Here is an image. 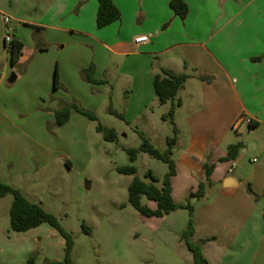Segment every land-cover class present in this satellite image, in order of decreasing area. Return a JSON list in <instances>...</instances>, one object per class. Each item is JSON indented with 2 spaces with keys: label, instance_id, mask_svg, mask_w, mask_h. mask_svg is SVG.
Wrapping results in <instances>:
<instances>
[{
  "label": "crops",
  "instance_id": "1",
  "mask_svg": "<svg viewBox=\"0 0 264 264\" xmlns=\"http://www.w3.org/2000/svg\"><path fill=\"white\" fill-rule=\"evenodd\" d=\"M169 1L114 0L120 19L97 29V0H0L13 39L23 44L11 67L0 19V183L42 206L29 183L41 167L58 162V149L44 143L51 141L46 126L53 125L58 105L86 96L95 101L97 93L101 102V94L117 87L127 117L148 121L158 106L170 108L157 101L154 75L160 69L183 73L188 78L173 117L178 135L171 179L179 207L167 216L180 214L182 232L192 221L195 240H212L203 250L207 264H264V0H183L184 19ZM139 35H150V42L137 47ZM53 44L59 57L48 55ZM91 65L94 78L105 83L84 80ZM236 143V158L220 161ZM204 165L214 166L211 186L190 201V213L183 205L206 182ZM58 242L47 224L17 233L9 215L0 220V264H24L36 250L44 259L35 264L61 261L63 239Z\"/></svg>",
  "mask_w": 264,
  "mask_h": 264
},
{
  "label": "rangeland",
  "instance_id": "2",
  "mask_svg": "<svg viewBox=\"0 0 264 264\" xmlns=\"http://www.w3.org/2000/svg\"><path fill=\"white\" fill-rule=\"evenodd\" d=\"M2 35L0 27V51H3ZM51 48L49 57L56 56L57 52L59 57L60 47L53 44ZM79 98L69 103L94 114L97 121L72 112L73 119L63 128H57L54 123L46 126L51 141L44 143L58 149V162L41 167L29 183L32 198L40 200L41 207L56 216L60 226L71 233L74 264H193L192 255L182 240L189 220L182 232L180 214L163 218H146L139 214L128 202L127 188L133 177L116 170L133 165L136 177L149 183L146 174L150 172L158 179L156 186L160 187L166 165L142 152H138L131 163L126 150L139 149L141 133L154 148L163 152L167 138L173 136V126L169 120L162 119L168 111L158 106L151 120L143 116L131 120L125 113L124 94L117 87L105 98L101 94V102L99 93L95 101L89 96ZM109 106L121 114L123 120L110 115ZM97 124L114 130L116 141H106L103 134L97 132ZM11 202V196L0 199V220L8 217ZM141 203L153 207L145 197L141 198ZM58 241H62L59 234ZM191 241L199 246L206 261L204 246L212 240H195L192 234ZM31 256L44 259L38 250Z\"/></svg>",
  "mask_w": 264,
  "mask_h": 264
},
{
  "label": "trees",
  "instance_id": "3",
  "mask_svg": "<svg viewBox=\"0 0 264 264\" xmlns=\"http://www.w3.org/2000/svg\"><path fill=\"white\" fill-rule=\"evenodd\" d=\"M97 12H96V28H104L120 19V11L114 4V0H97ZM169 7L173 14L180 19H184L188 13V7L183 0H170ZM5 45V44H4ZM8 53V61L11 67H14L19 58L22 55L23 44L13 39L11 43L5 45ZM83 78L86 82L91 84H103L105 81L96 80L94 78V67L91 65L86 71L83 72ZM188 76L186 74H175L165 69H160L153 78V89L157 101L160 105L169 103L170 108L166 115L162 116L163 120H169L173 126V136L167 138V148L160 152L153 147L152 144L141 134V145L138 150L128 149L126 152L129 155V160L133 163L136 159V154L142 152L148 156L161 161L167 167V171L163 176L160 187H157L158 179L152 176L150 172L146 176L150 179L149 183H145L135 176L136 169L133 165L118 167L116 170L119 174L125 176H132L127 192L129 204L142 216L146 218H163L175 211L179 206L175 204L171 195V179L176 173L175 164L172 160V149L176 143L178 130L174 124V113L176 108L181 105V101L177 98L178 92L182 89ZM200 80H205L203 77H198ZM59 87L57 79V71H54L53 88ZM72 112H76L88 120L96 122L97 119L94 114L87 112L74 103H64L61 108L55 110L54 125L61 127L68 122ZM110 115L116 116L123 120V116L117 113L111 106L108 108ZM97 132L103 134L106 141L115 142L117 135L114 130L107 129L100 124L96 126ZM241 148V143H236L227 147L226 156L220 161L234 160ZM213 165H204V172L206 176V182L201 183L198 189L194 193H190L183 208H186L190 213L192 212V206L190 201L193 198H202L204 196L205 189L211 186L209 181L210 174L213 170ZM6 196L12 197V202L9 208V222L13 232L24 233L30 229L36 228L41 224H47L53 228L63 239V258L61 261L48 262L47 264H74L72 259L73 238L71 233L65 231L59 224L56 216L46 212L40 204L32 203L17 189L11 186L0 183V198ZM145 197L149 202L154 204L151 208L147 205H142L141 198ZM182 207V206H181ZM264 221V212H263ZM193 234V228L189 221L188 227L182 233V240L191 253L193 258V264H206L205 259L202 257L200 248L197 244L191 241ZM35 259L33 256L29 257L24 264H34Z\"/></svg>",
  "mask_w": 264,
  "mask_h": 264
},
{
  "label": "built area",
  "instance_id": "4",
  "mask_svg": "<svg viewBox=\"0 0 264 264\" xmlns=\"http://www.w3.org/2000/svg\"><path fill=\"white\" fill-rule=\"evenodd\" d=\"M0 19L4 25V35H3V43L5 45L11 43V41L13 40L12 37V33H13V29L10 25L11 22V17L3 12H0ZM150 42V35H139L137 37L133 38V43L139 47L142 45H146ZM256 159H253V162H255ZM234 163L231 164V166L228 168L227 173L231 174L234 170Z\"/></svg>",
  "mask_w": 264,
  "mask_h": 264
}]
</instances>
